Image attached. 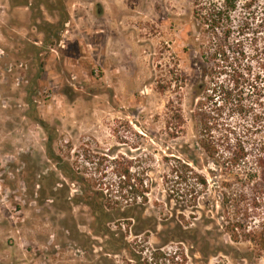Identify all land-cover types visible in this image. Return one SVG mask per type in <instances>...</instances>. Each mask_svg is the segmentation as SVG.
<instances>
[{
    "label": "rangeland",
    "instance_id": "374dc122",
    "mask_svg": "<svg viewBox=\"0 0 264 264\" xmlns=\"http://www.w3.org/2000/svg\"><path fill=\"white\" fill-rule=\"evenodd\" d=\"M243 3L233 23L247 17L250 26L231 41L241 40L236 75L244 86L218 105L196 89L218 61L201 53L198 39L192 43L193 0H0V264H264V251L226 233L237 223L264 231V190L247 189L241 170L212 179V165L195 145L202 102L215 113L216 137L230 126L246 142L264 141V0ZM219 78L230 84L233 76ZM170 105L185 118L175 138L166 127ZM49 137L52 153L96 189L105 188L101 182L116 188L114 159L140 173L149 187L144 215L155 217L159 230L182 223L195 231L182 243H165L154 261V234L139 263L126 250L107 255L98 245L84 247L89 209L67 200L57 183L79 192L50 157ZM170 156L205 175L208 189H167ZM224 182L234 198L221 200ZM54 183L58 200L49 197Z\"/></svg>",
    "mask_w": 264,
    "mask_h": 264
},
{
    "label": "trees",
    "instance_id": "16d2710c",
    "mask_svg": "<svg viewBox=\"0 0 264 264\" xmlns=\"http://www.w3.org/2000/svg\"><path fill=\"white\" fill-rule=\"evenodd\" d=\"M242 1H244L245 7H249L251 0H193L194 24L198 36H194L192 43L195 39H198L200 41L198 45L202 49L201 53L211 55L213 60L218 61V64L214 67V72L208 73L204 71L201 81L196 86L198 94L204 95L208 103L216 98L217 100L214 103L218 105L227 104L235 98L237 94L234 93L236 91L241 92L243 90L244 82H241L236 75L239 71L236 67V61L241 55V40L239 38L235 42L231 41L232 34L236 33L238 37H242L250 26L247 17L242 18L236 28L233 23V15ZM231 51L236 53L235 58L231 59ZM223 73L233 76L230 84L220 80L219 75ZM218 100L221 102L218 103ZM205 106L206 102H202L197 108L195 145L196 149L201 150L206 159L210 161L212 179L217 177V171L221 175H227L232 173L233 170H241L244 174L241 180L246 182L244 186L247 189L256 188L263 191L264 141L254 139L252 142H246L242 138L243 136L237 135L230 126L224 129L221 137H216L214 130L217 129V118L214 111L212 109L206 110ZM31 111L32 118L47 132L50 131L49 124L38 117L35 108H32ZM167 111L168 120L166 127L168 131L172 130L169 134L174 138L178 137L185 130V118L180 108H172L170 105ZM233 134H236V136L231 139L230 136ZM47 148L50 157L55 159L56 167L60 174L72 184L78 183L77 189L79 192L70 195L71 187H67L65 181L58 180L57 183L62 184L67 190L66 199L76 204H83L89 209L91 219L87 226L90 233L81 235L88 239L83 246L86 245V247L92 248L93 245H98L102 253L107 255H115L122 250H126L131 258L139 263L142 258V252H144L148 242L147 239L154 234L160 241V243L153 245L152 249L154 250L149 253L148 258L154 261L161 255L163 257L161 249L165 243L169 241L182 243L186 237H189L195 231L193 227L182 223H176L173 228L159 230L160 223L158 220L152 216H145L143 213L142 204L147 202L149 187L144 178L140 177V173H132L130 167L122 168L117 160L114 159L112 172L118 178L116 188H111L112 184L110 182L107 184L101 182V185H104L103 187L105 188L100 186V188L96 189L91 180L76 175L71 171L67 162L52 153L51 137H49ZM165 160L169 168V172L163 178L167 189L172 190L175 186L174 184L178 183L191 184L193 191L195 187L201 190L208 189V178L197 172L190 163L173 156L165 157ZM223 184L227 190L222 192L221 200L234 198L232 197L231 183L224 182ZM55 185L54 183L49 197L58 200L61 198L58 195L60 189L56 188ZM124 189L130 193L128 199L126 198L127 194L123 193ZM122 200H131V202L124 203ZM182 219L184 218L182 217ZM226 233L234 242L240 240L248 241L259 251H264V231L248 228L237 223L235 227L226 230ZM131 235L134 238L130 241L128 236ZM91 236L101 239V242H97ZM141 236L146 237L144 238L145 241H140ZM138 247H140L139 250ZM200 252L203 253L202 250ZM144 259L147 261V257Z\"/></svg>",
    "mask_w": 264,
    "mask_h": 264
}]
</instances>
